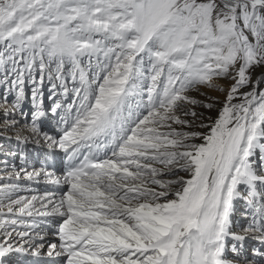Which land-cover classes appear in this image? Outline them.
Here are the masks:
<instances>
[{"label":"snow or ice","instance_id":"obj_1","mask_svg":"<svg viewBox=\"0 0 264 264\" xmlns=\"http://www.w3.org/2000/svg\"><path fill=\"white\" fill-rule=\"evenodd\" d=\"M0 90V264H264V0H0Z\"/></svg>","mask_w":264,"mask_h":264},{"label":"bare ground","instance_id":"obj_2","mask_svg":"<svg viewBox=\"0 0 264 264\" xmlns=\"http://www.w3.org/2000/svg\"><path fill=\"white\" fill-rule=\"evenodd\" d=\"M83 63V61H82ZM67 86L69 88V92L68 95L66 97L62 96V90L61 89H57V95H56V99L62 101L64 104H68L72 102L73 99V94L71 92V89L74 87L73 82L71 80H68L67 82ZM214 83H218L221 86H225L227 85L229 82L226 80H220V81H215ZM30 85H28L26 87V91H28L30 89ZM245 91L247 89H244ZM2 91V90H0ZM201 93L206 94V96H210V97H216L219 100H223L224 99V95L216 88H209L206 85H201L198 86L197 89L191 90L188 95L196 97L197 99L200 100H204L205 99V95H201ZM45 104L46 105H50L51 101L48 100V90H47V86L45 87ZM9 99H11V96L9 97ZM195 110L197 112H204L206 115H211V116H215L216 115V109H213L211 112L207 111L204 108H201L199 106H194ZM217 107H219V104H217ZM26 109V108H25ZM26 112V111H25ZM29 113V112H28ZM52 121L56 120L57 118H54L50 115ZM23 122V121H22ZM55 126V124H54ZM56 129L59 130V128ZM56 129H52L49 123H46V126L44 128L45 132H48L49 134L52 135H57L56 134ZM26 150H21L22 153H26L27 154V165L28 166H36L39 167V163H37V159L43 154V153H47L45 152L43 149H38L34 146H32L31 144L25 146ZM59 150H57L58 152ZM56 152V153H57ZM12 161L13 164H15L17 166V169L19 168L20 165H25L26 161L23 157V155L19 158V162H17L14 158H8ZM0 167H2V165H0ZM5 174L3 172H0V177H3ZM24 185V191H22L20 194L24 195V196H31V195H42L45 191L48 190H54L52 185L46 184L43 181L36 183V182H21ZM42 184V185H41ZM41 186V188L43 189H39L38 187ZM242 203H238L236 206V211L242 206ZM237 213V212H236ZM238 220V219H237ZM35 232H39L40 235L44 236V241L43 243H45V246L47 247V244L49 242H57L54 241L55 239L57 240L56 237H53L51 235V232H49L48 230H45L43 227H40L38 229L34 230ZM39 243V241H38ZM30 256H26L24 257L23 255H19V256H14L13 257V264H15L16 260H19L20 262H22V264H50V261H47L46 258L43 257H47L46 255H41L39 257H34L33 260L32 259H28ZM41 257V258H40Z\"/></svg>","mask_w":264,"mask_h":264},{"label":"rangeland","instance_id":"obj_3","mask_svg":"<svg viewBox=\"0 0 264 264\" xmlns=\"http://www.w3.org/2000/svg\"><path fill=\"white\" fill-rule=\"evenodd\" d=\"M26 108V109H25ZM24 111H26V113H28V112H30V107H29V104L28 103H26L25 104V106H24ZM21 150H26V147L25 146H22L21 147ZM17 162H19V158L17 159V158H14ZM21 182H24V183H27V182H29V181H21ZM42 185V184H41ZM39 189H42L41 188V186H39L38 187ZM43 190V189H42ZM242 203V202H241ZM242 206L236 211L237 213H236V218L238 219V221H240V217H241V214H242V212H243V210H244V205H243V203L241 204ZM40 242V241H39ZM43 255V254H42ZM24 257H26V256H24ZM35 256H30L28 259H32L33 260V258H34ZM43 258H46L47 259V261H50L52 258H49V257H43ZM34 261V260H33Z\"/></svg>","mask_w":264,"mask_h":264}]
</instances>
